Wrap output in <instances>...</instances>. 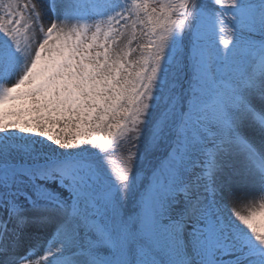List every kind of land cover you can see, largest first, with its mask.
Here are the masks:
<instances>
[{
  "label": "snow or ice",
  "instance_id": "1",
  "mask_svg": "<svg viewBox=\"0 0 264 264\" xmlns=\"http://www.w3.org/2000/svg\"><path fill=\"white\" fill-rule=\"evenodd\" d=\"M0 264H264V0H0Z\"/></svg>",
  "mask_w": 264,
  "mask_h": 264
},
{
  "label": "rangeland",
  "instance_id": "2",
  "mask_svg": "<svg viewBox=\"0 0 264 264\" xmlns=\"http://www.w3.org/2000/svg\"><path fill=\"white\" fill-rule=\"evenodd\" d=\"M135 45H133V47H134Z\"/></svg>",
  "mask_w": 264,
  "mask_h": 264
}]
</instances>
